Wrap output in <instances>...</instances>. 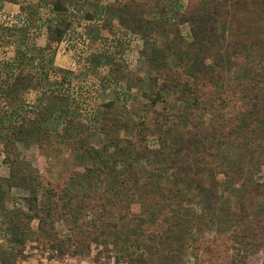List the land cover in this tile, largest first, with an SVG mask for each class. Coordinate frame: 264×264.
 <instances>
[{
    "label": "trees",
    "instance_id": "16d2710c",
    "mask_svg": "<svg viewBox=\"0 0 264 264\" xmlns=\"http://www.w3.org/2000/svg\"><path fill=\"white\" fill-rule=\"evenodd\" d=\"M30 1L10 25L0 21V37L23 44L0 64V154L7 167L0 177V264L23 258L33 221L39 236L60 244L53 222H77L85 211L96 220L92 240L110 244L117 259L126 254L127 264H148L141 256L170 240L181 253L202 254V239L215 227L231 229L227 264H264V176L256 174L258 164L264 166V0H123L120 6L114 0L109 10L107 3L86 0L95 1L94 12L82 11L79 0ZM81 13L90 44L84 69L53 67L57 47ZM138 39L137 56L153 74L136 77L133 91L113 78L111 85L99 84L96 95L69 91L73 75L98 76L102 67L100 76L107 77L121 65L119 47ZM253 56L251 71L234 79L233 69ZM34 84L44 97L37 107L10 106ZM107 95L142 102L143 117H126L111 98L101 101ZM89 99L96 102L91 124L81 112ZM150 134L156 137L147 141ZM96 135L108 143L93 147ZM51 142L71 149L81 169L61 189L41 182L14 149ZM11 186L26 195L7 210ZM220 189L230 191L232 212L221 205ZM107 206L117 218L99 225ZM255 256L258 263L251 261Z\"/></svg>",
    "mask_w": 264,
    "mask_h": 264
},
{
    "label": "rangeland",
    "instance_id": "374dc122",
    "mask_svg": "<svg viewBox=\"0 0 264 264\" xmlns=\"http://www.w3.org/2000/svg\"><path fill=\"white\" fill-rule=\"evenodd\" d=\"M85 1L86 0H79L82 11L84 9H87L90 12L97 10L95 1L91 4H86ZM27 2L31 1L16 0L15 3L13 0H0V21H4L5 25H10L16 20V14L20 9V5H23ZM113 2L114 0L96 1L97 5L107 3L105 5H108V10L111 9V4ZM117 2V5H119V3L123 2V0ZM112 13L113 15H117V11H112ZM78 15L79 16H75V20L79 22V26L75 21L72 25L73 28L65 34L62 42L57 47L52 61L53 67L67 69L72 71V73H79L81 69H84V59L90 47L89 41L86 40L81 28V25L85 23L83 15L82 13ZM112 24L114 25V22ZM126 36L127 35L123 36L122 38H125ZM153 38L156 39V42H159V40L162 39L161 37L155 36H153ZM42 43V40H38V44L40 46ZM17 46L18 45L16 44L5 42L0 37V64L1 62L12 59ZM141 46L142 40L138 39L131 41L128 47H119V54L120 51H122L121 53L123 58L121 59L123 60L121 61L118 58L121 65L116 67L113 71H110L107 77L101 78L100 74L103 75L102 67H98L97 69V73L98 70L100 72L98 76L88 75L86 78L81 79L79 76L76 75L77 77H74L73 75L70 80L69 91L73 93L77 92V94L82 96L90 95L93 92L96 95L99 84L109 82L111 85V83L113 84L114 80L116 83L117 81L121 83L123 90L132 89L133 91L137 80L136 77H147L149 73L150 75L153 74V72L148 71V66L144 64L143 56L141 54H138L139 56H137V51L141 48ZM18 47L22 49L23 44ZM246 58L243 59L241 65H238V67L236 66L231 72L234 79L245 77L251 71V67H253V65L256 63V58L254 56L250 59ZM143 82L144 81L138 82L139 87L142 86ZM41 89V85H32V87L24 91L17 100H14V103H10V106L14 107L29 105V107H37L40 101L44 100L43 95L40 93ZM109 98H111V96L107 95L100 99L102 102H104ZM126 98L127 99L125 101H122L118 98H111L112 102H114V108L119 110V112H122L126 117H128V115L133 117V119L143 117L142 115L144 114V110L142 107V102L139 105L136 100L132 101V99L129 97ZM95 103L96 102L93 101L91 102L90 99L87 100L83 105L84 109L81 111L83 115L85 114L88 117L89 124H91L93 120L90 110L96 106ZM124 109H127V111H123ZM85 132L86 134L92 135L93 133L94 135V130L92 129H87ZM120 134H122L121 136L124 135L123 133ZM53 135H55V133L51 135V138L53 141H55L56 138H54ZM127 136L131 137L130 134ZM151 136L156 137L155 135L150 134L145 137L146 140ZM57 139L59 140V138ZM99 139L100 138L97 135L96 137H92L91 142L93 147L99 148L104 143H108L107 140L102 138L101 140ZM49 146L47 148L46 146L39 147L32 144L21 145L17 143L14 145V149L17 152L18 161L23 162L27 168L30 167L41 182H47L54 188L61 189L67 184L68 178L71 176L73 170L81 171V169L76 166V160L73 151L66 147L65 144H56L51 142L49 143ZM2 161L3 154H0V177L5 176L7 173V167ZM259 165L260 164L257 166L258 172L256 174L263 177L264 166ZM38 187L39 186L35 187V191L37 193ZM220 191L223 198L221 205H229V211L232 212L234 210V202L230 191L227 189H220ZM6 192L7 194L4 202L7 210L11 209V205L14 202L20 203L19 200L22 198L21 196L26 195V191H21L12 186L8 187ZM133 211H136V206L133 207ZM92 213L93 212L91 211H85L83 214H80L79 217L82 223H79L80 220L73 223L62 220H58L57 222L54 221L52 231L54 230L56 237L59 240H62L60 244L50 243L48 238L45 240L43 236H39V233L35 229L36 222L33 221L31 223V239L26 241L22 251L23 258L17 257L13 264H127L125 260L127 259L126 254H121L122 256L117 259L115 255H113L114 252H112L110 244H107L106 246L103 244L99 245L92 240V235L96 229L95 227L90 226L92 220H94V223H96ZM91 216L93 219H91ZM116 218V209L111 206H107L102 220L97 223L103 226L110 225V223L115 221ZM230 230L227 231L225 229V231H223V229H220L219 227H215L210 231L208 230V239H206L207 237L202 239V248H200V251L204 250L205 252H202V254L197 253L193 257L192 255L188 254L187 251H182L181 253V250L179 249V242H177L176 246V243L171 240L159 246L158 250L154 253H144L141 257L144 258L148 264H155L154 261L157 262L156 264H227L229 260L227 253L229 248L226 243L228 242V234L230 233ZM0 244H2L1 240ZM138 253L139 250H135L133 256L138 255ZM159 259L162 260L160 263ZM251 261L258 263L260 258L255 256L251 259Z\"/></svg>",
    "mask_w": 264,
    "mask_h": 264
}]
</instances>
